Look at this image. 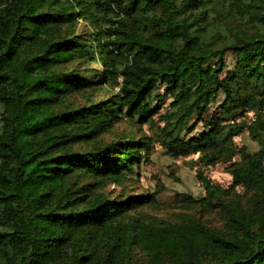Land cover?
Wrapping results in <instances>:
<instances>
[{
  "label": "trees",
  "instance_id": "16d2710c",
  "mask_svg": "<svg viewBox=\"0 0 264 264\" xmlns=\"http://www.w3.org/2000/svg\"><path fill=\"white\" fill-rule=\"evenodd\" d=\"M177 1L0 0V264H129L135 249L170 264H264V116L201 138L180 137L195 129L219 91V107L230 102V84L220 78L225 50L245 82L264 87V13L254 17L253 33L221 48L209 41L207 11L193 0ZM78 18L94 24L89 38L61 36L60 26ZM73 62V70L62 69ZM91 62L102 68L86 69L83 80L77 65ZM118 79L116 94L54 111L73 91ZM167 96L163 119L170 125L172 154L208 144L227 154L232 137L244 129L262 144L251 154L241 152L242 163L229 170L233 185L256 192L249 210L224 204L229 190L206 188V199L226 208L224 231L195 219L123 220L132 208L155 202L143 194L98 196L81 207L74 175L117 181L140 159L135 140L84 153L72 146L96 138L121 115L147 123ZM113 152L118 157L109 163ZM102 229L107 242L97 237Z\"/></svg>",
  "mask_w": 264,
  "mask_h": 264
},
{
  "label": "rangeland",
  "instance_id": "374dc122",
  "mask_svg": "<svg viewBox=\"0 0 264 264\" xmlns=\"http://www.w3.org/2000/svg\"><path fill=\"white\" fill-rule=\"evenodd\" d=\"M193 2L202 7L201 11H207L206 20L211 24L208 28L209 41L221 48L253 33L256 29L254 17L264 13L263 0H210L209 4L204 3V0ZM155 14L159 12L151 11L147 16ZM59 31L63 37L79 36L86 40L95 31V26L88 20L78 18L74 23L62 24ZM214 61L215 59H212L211 62ZM224 63L225 68L220 78L230 84V102L220 108L224 101L223 93L219 91L213 98L210 96L208 110L195 129L191 133L180 134L185 140L191 137L201 138L210 130H219L220 127L248 125L257 116H264V87L256 85L252 80L245 82L242 79L241 72L236 68L235 57L228 50L224 51ZM77 67L83 70V80L88 77L86 69L94 68L99 71L102 68L94 62ZM74 68L75 62L62 69L69 71ZM119 83L118 79L101 87L93 85L82 91H73L55 105L54 111L77 109L90 101L98 102L108 98L118 92ZM170 102L171 99L165 97L159 113L150 117L145 124H140L137 118L121 115L117 121L111 123L107 131L100 133L96 138L72 146L74 152L84 153L91 149L111 150L113 143L135 140L140 159L138 168H134L132 173H125L117 181H95L85 175H74L71 181L75 188L79 189V195L84 200L81 207L98 196H102L103 200H116L118 197L126 199L143 194L154 196L155 202L145 201L143 205L132 208L123 220L138 218L151 224H176L195 219L209 228L224 231L226 208L211 198L206 199V188L216 186L229 190L222 198L224 204L234 203L241 209L249 210L256 192L244 186L233 185L229 170L232 166L242 163L241 152L251 154L261 150L262 144L257 139H252L244 129L232 137V151L227 154L210 151L208 148L212 149V146L208 144L204 150L192 145L185 153L174 155L169 151L172 143L170 125L163 119V115L169 110ZM193 122L194 119H190L188 124ZM113 151L115 152L114 149ZM117 157V153L112 154L109 163H113ZM203 198L205 200L199 202ZM97 237L103 242H107L109 238L104 229L97 231ZM129 264L170 263L164 259L149 257L135 249Z\"/></svg>",
  "mask_w": 264,
  "mask_h": 264
}]
</instances>
